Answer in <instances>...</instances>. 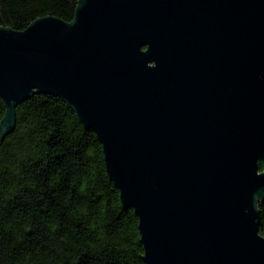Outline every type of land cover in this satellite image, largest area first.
Wrapping results in <instances>:
<instances>
[{
    "label": "water",
    "instance_id": "water-1",
    "mask_svg": "<svg viewBox=\"0 0 264 264\" xmlns=\"http://www.w3.org/2000/svg\"><path fill=\"white\" fill-rule=\"evenodd\" d=\"M73 13L0 25V138L19 102L59 96L98 138L144 264H264V0Z\"/></svg>",
    "mask_w": 264,
    "mask_h": 264
},
{
    "label": "trees",
    "instance_id": "trees-1",
    "mask_svg": "<svg viewBox=\"0 0 264 264\" xmlns=\"http://www.w3.org/2000/svg\"><path fill=\"white\" fill-rule=\"evenodd\" d=\"M76 4L0 0V25L70 21ZM74 112L42 92L15 106L14 126L0 138V264H144L138 218L122 206L98 138ZM257 207L264 235V199Z\"/></svg>",
    "mask_w": 264,
    "mask_h": 264
}]
</instances>
